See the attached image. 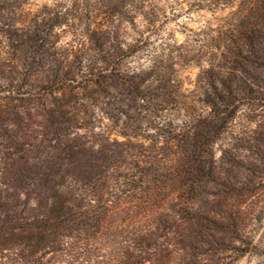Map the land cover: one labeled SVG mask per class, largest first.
<instances>
[{"label": "trees", "instance_id": "trees-1", "mask_svg": "<svg viewBox=\"0 0 264 264\" xmlns=\"http://www.w3.org/2000/svg\"><path fill=\"white\" fill-rule=\"evenodd\" d=\"M260 19L262 26L250 28V44L232 48L234 69L251 48L252 72L222 78L225 88H215L210 100L212 116L198 120L203 131L216 128V141L176 138L169 152L159 153L108 139L58 137L55 160L43 167L31 164L24 132L11 134L24 126L22 118L10 120V111L0 109V264H237L264 257V15ZM245 107L258 115L259 129L228 142V119ZM247 144L258 152L247 160L251 174L240 177L236 168ZM202 147L210 153L202 155ZM124 154L144 160L133 170Z\"/></svg>", "mask_w": 264, "mask_h": 264}, {"label": "rangeland", "instance_id": "rangeland-1", "mask_svg": "<svg viewBox=\"0 0 264 264\" xmlns=\"http://www.w3.org/2000/svg\"><path fill=\"white\" fill-rule=\"evenodd\" d=\"M263 15L264 0H0V109L22 118L11 134L24 132L31 164L43 167L54 162L58 137L159 153L176 138L216 141V128L203 131L198 120L212 116L222 78L252 72L251 48L237 69L232 48L250 44ZM256 116L245 107L223 136L250 138ZM250 147L240 177L254 167ZM124 156L133 170L144 160ZM263 263L256 255L237 262Z\"/></svg>", "mask_w": 264, "mask_h": 264}]
</instances>
